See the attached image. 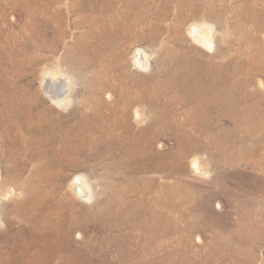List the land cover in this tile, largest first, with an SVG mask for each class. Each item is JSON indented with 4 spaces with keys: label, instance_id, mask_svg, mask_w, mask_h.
<instances>
[{
    "label": "rangeland",
    "instance_id": "obj_1",
    "mask_svg": "<svg viewBox=\"0 0 264 264\" xmlns=\"http://www.w3.org/2000/svg\"><path fill=\"white\" fill-rule=\"evenodd\" d=\"M78 1L0 0V264H44L43 254L33 255L35 245L101 243L105 228L96 222L87 227L77 223L81 228L68 237L66 229L96 204L101 208L107 198L119 201L126 188L131 193L143 189L149 211L159 210V236L147 253L156 252L154 264H264V0H95L90 18L97 24L92 30L111 34L115 41L106 49V37L96 43L88 37L99 50L92 66H83L82 60L93 51L83 54L75 45L88 30L85 24L74 26L80 21L76 6H86H73ZM192 24L211 27L212 50L194 42L187 30ZM50 43L52 50L40 47ZM136 51L147 57L145 66L133 62ZM103 58L114 81L94 95L91 69L98 71ZM181 62L189 64L185 73L199 71L204 79L210 66L220 68L216 78L230 101L205 104L201 116L195 114L198 103L169 75V68L174 71ZM48 70L70 78L69 106H56L42 89V75ZM124 91L138 104L126 110L127 122L135 125L136 107L144 111L140 129L154 137L151 152L159 156L150 157L148 170L130 158L125 161L123 150L114 149L105 161L114 165L107 181L112 187L105 189L100 160L90 162L84 149L69 154L60 166V148L43 142L42 129L62 117L73 121L90 114L86 102L98 104L105 119L122 122ZM101 127L107 131L103 122ZM135 128L116 130L114 141L126 135L135 140ZM197 158L203 159L207 175L191 171V161ZM158 163L156 172L153 166ZM77 176L88 183L85 200L69 190ZM137 199L132 194L131 200ZM78 229L86 232L82 240L75 239ZM135 236L131 242L137 245L147 240L139 232ZM108 258L112 263L113 257ZM80 262L111 264L99 258L65 264Z\"/></svg>",
    "mask_w": 264,
    "mask_h": 264
},
{
    "label": "bare ground",
    "instance_id": "obj_2",
    "mask_svg": "<svg viewBox=\"0 0 264 264\" xmlns=\"http://www.w3.org/2000/svg\"><path fill=\"white\" fill-rule=\"evenodd\" d=\"M57 1H58V3H60L62 0H57ZM94 1L95 0H79L78 2L74 3L75 5H73V6H76V5H78L77 3H79V2H83L86 5L83 8L76 6V13L79 15L80 21L78 24L74 25L77 29L79 26H81V24H83V25L85 24V26L88 28V30L84 33V35H80V37L75 42L76 47L81 50V53L89 54L90 51H93L92 56L85 55L83 57V60H82L83 66H86L87 64L91 65V66L95 65L93 63L94 62L93 56H95V57L99 56V55H97L99 50H98V48H96V44H93V43L89 44V41L87 42V39H89L88 37H92L94 43H96V42L104 39V37H106L107 39H105L106 43L104 45V47L106 49L111 48L114 41H115L114 36L111 34L103 35V34H99V33L98 34L94 33L93 28L96 26L97 23L95 20L90 18V14H94ZM56 3L57 2H55V4ZM128 8H129V6H128ZM100 12H102V11H100ZM86 13H88V14H86ZM105 14H107V13H105ZM32 16L30 18L31 21L34 20V19H32ZM132 21H134V19ZM99 22H100V20H99ZM137 23H139V22H137ZM129 26H130V24H129ZM187 30H188V33L190 34V36L192 37V39L194 40V42H196L200 46L205 47L208 50L213 49V42H212V38H211V36H212L211 27L205 26L203 24H192V25H190L189 29H187ZM150 38H152L150 40L151 42L156 41V39H153V37H150ZM52 45L53 44L50 43V45L45 44L43 46L41 45L40 47L41 48L44 47L46 49L52 50V49H54V47ZM145 58H147V57H144L142 52L136 51V53L133 57V60H134L133 62H135L136 65H138V66H140V65L145 66L147 64V60ZM63 60H66V56L63 58ZM187 65H189V64L181 62L174 69V71H173V69L170 71V68H169V72H170L169 75H170V78L172 81H175V82L180 81L181 84L183 85L182 89L184 91H187V96L191 99H194L198 103V105L194 109L195 114H197L200 117L201 114L203 113V109H204V108H202V106L204 107L205 104H208V106H211L214 104L215 105H219V104L220 105H222V104L226 105L230 101L229 96L226 94V92L224 91V88L221 86V83H220L221 81L219 82L216 78V71L219 72L220 68H218L214 65L210 66L211 68L206 72V74L204 76L206 78L204 79V78L200 77L201 75L199 74V71H197V72L196 71H192V72L190 71V73H185V68ZM99 66H101V68L98 71H96V69H94V68L91 69L92 70V81H90V83H91L92 90H93L92 94H94V95H96L98 91H102V90H106L107 88H111L112 81H114V80H112L113 78L110 77V74H109L110 69L106 70V68L108 66H104V58H103V60L100 59ZM66 76H62V74L56 70L55 71L54 70L53 71L48 70L42 75L41 87L44 90V92L47 94V96L49 97L51 102L58 107H67L68 101L70 100V99L68 100L69 94H66L67 93V86L69 84L70 78H68ZM2 87L4 89L5 86L2 85ZM128 89H129V87H128ZM68 93H70V92H68ZM124 93H125V91H124ZM128 94H129V91H126L125 95L123 94L124 100L121 101V104L123 105V109H121V110H122L123 115L125 117V119H123L122 122H119L121 120L109 121V120L105 119L99 113L98 104L93 105V104H90V102H88L89 104H87V102H86L85 105L88 108H90V111H91L90 114H88L86 112L82 118L81 117L77 118V119L74 118L75 120H73V121H69L68 119L62 117V119H59L56 121L53 120L51 122H48L46 126L43 125L44 126L42 129L43 130L42 134L44 137V138H42L43 142L44 143L49 142V144H51L52 149H55L57 147L60 148V150L58 151L59 152L58 155L61 158L60 166L64 165L66 160L69 159V158L67 159V157H70L69 154H72V153L79 154L82 151H84V149L87 151L89 150V153H87L89 161L90 162H96V160H100L103 163V165L105 166V171L101 175V177L106 181L104 183L102 182V186L105 189H107V188L110 189L112 187V184L107 183V181L109 179H111V176H110L111 175V169L114 168V165L113 166L108 165L105 163V161L109 158V156L113 155V152L115 151L114 149H116V148L123 150V152L125 154V156L123 158H125L124 159L125 161L127 158H130L132 161L138 162L139 164H143V166L149 170L150 166L148 164V161H151L150 157L156 159V158H158L159 155H158V153L155 154V153L151 152L152 145L155 142L154 137H152V136L147 137L145 135V133L143 132V130L140 129L142 127V124L144 123L145 117H146L144 114V111L142 109H140L139 107H136L134 109L133 120H134V124H135L134 126H136L135 134L137 133V136H136L137 138L135 140L131 141V140H129V138L127 139V135H126L119 142L114 141V138H115L114 136H115L116 130H122L123 129L127 133L128 130H130L134 127L130 123L127 122V121H129V118H127V116H126L127 114H125V113H127L126 110L128 108H131L133 106V104L135 105L137 103L131 101V99L127 97ZM110 96H111V94H110ZM140 99H142V97ZM137 102L141 103L142 100H139ZM228 108H230V107H228ZM114 112H116V111H114ZM243 116H245V115H243ZM206 117H207V115L206 116L204 115V120H206ZM242 119H244V121H247V120H245V118H242ZM43 120H44V118H43ZM43 120H41V121H43ZM254 120L255 119H253V122H254ZM27 121H29V120H27ZM102 122L104 123L105 128L107 127V131H103V127H101ZM195 122H196V119H195ZM191 124H190V126H191ZM247 127H248V125H247ZM28 134L33 135L32 131L28 132ZM143 141L145 142L144 145H142ZM197 148L200 150V148H202V147L197 146ZM206 148H207V146H203V149H206ZM53 151H55V150H53ZM202 160L199 158L193 159V161H191V171L196 173L197 175H203L204 176V175L208 174V169ZM119 161L116 163V165L120 164ZM125 163L127 165L129 164L127 162H125ZM60 166H59V168H60ZM153 167H154L153 169L156 172H159V163ZM133 171L142 172V171H139V168H134ZM134 182H136V181H134ZM69 190L72 192V194L74 193L79 199L81 198V199L85 200V198H87L88 194H89L88 183L82 176L81 177L77 176L72 180V182L69 184ZM134 192L135 193H131L130 189L128 190V188H126L122 192V195L120 196L119 201H114L115 199H108L107 198L105 200V203L103 202L104 204L101 208H99L98 204H96V206L94 208H92L93 210H91L90 213L85 214V216L84 215L78 216V219L76 218L77 220L75 222H72L74 224L69 225L70 226L69 230L66 229V231H67L66 234L64 233L66 236L67 235L71 236L70 233H72L75 230V228L80 227V225L87 227L88 223L96 222L105 228V238L103 239V241L101 243L94 242V240H93V242H91V240H89V242H86V243L84 241L83 245H74L75 243L69 242V241H67L68 243H66V244H60V245L54 244L53 246L44 244L43 247H39V246L35 245L34 246L35 247V253H33V255L34 256L36 255L35 256V258H36L39 255L43 254L44 264H51L52 263L51 259H55L57 261L55 264H57V263L58 264H60V263L65 264V263H68L70 261L81 260V259L90 260L91 258H95V259L99 258L103 263H111V262H109L108 256H112L114 259V260L112 259L113 260L112 263L115 262L117 264H127L128 262H132L134 264H154L157 261L156 252L152 253L151 256L149 254L150 257L149 256L147 257V253L149 252V248H150L149 245L153 244L152 242L155 243V239L158 238V236H159V210H158V208L152 207L151 212L149 211L148 207H146V205H145L146 204L145 203V195L146 194L144 193L143 189L139 188L138 190H134ZM48 194H50V193H48ZM132 194H135V196L138 199L132 201L131 200ZM155 194H156L155 197L159 196L158 192H155ZM50 195H52V194H50ZM29 199H28V201H29ZM52 202L53 201H51L50 203L52 204ZM154 202L158 206L159 199H155ZM23 205H25V202ZM133 205L137 206V208L135 207L136 208L135 210L132 209ZM76 206H78V205H76ZM79 206H81V205H79ZM33 207H35V206L33 205ZM219 207H220V205H219ZM31 210H32V208H31ZM43 216L44 215H42V217ZM149 216H150V219L148 218ZM74 218L75 217H73V219ZM56 222H58V221H56ZM29 223H31V222H29ZM34 223H36V222H34ZM77 223H79L80 225ZM49 226L47 225V227H49ZM34 227H36V225H34ZM53 228H55V227H53ZM32 229H34V228H32ZM49 232H50V230H49ZM114 232H117V234H115ZM137 232H139L143 237L147 238L146 241L141 240L142 244H138V245L136 243L131 242L132 239H134V237H136L135 235ZM43 233H44V231H43ZM76 234H77V236L75 238L76 240H77V238H78V240L79 239L82 240V238L86 236V232L82 229L81 230L78 229L76 231ZM52 237H54V236H52ZM115 237H117V238H115ZM89 239H91V237ZM64 240H65V238H64ZM50 243H52V242H50ZM76 243H78V241ZM74 249H76V250L73 253H71V250H74ZM80 264H81V262H80Z\"/></svg>",
    "mask_w": 264,
    "mask_h": 264
}]
</instances>
